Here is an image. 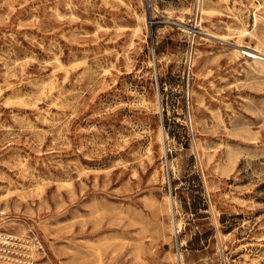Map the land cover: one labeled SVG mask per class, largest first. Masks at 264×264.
Returning a JSON list of instances; mask_svg holds the SVG:
<instances>
[{
  "label": "rangeland",
  "instance_id": "obj_1",
  "mask_svg": "<svg viewBox=\"0 0 264 264\" xmlns=\"http://www.w3.org/2000/svg\"><path fill=\"white\" fill-rule=\"evenodd\" d=\"M245 48L264 0H0V264H263Z\"/></svg>",
  "mask_w": 264,
  "mask_h": 264
},
{
  "label": "bare ground",
  "instance_id": "obj_2",
  "mask_svg": "<svg viewBox=\"0 0 264 264\" xmlns=\"http://www.w3.org/2000/svg\"><path fill=\"white\" fill-rule=\"evenodd\" d=\"M244 52L250 56H253V57H264V55L262 53L258 52L256 49L245 48ZM179 225H180V223H179ZM263 238H264V236H262L260 239H263ZM262 259H263V257H262ZM259 260L260 259L257 257H251L250 256V257H246L244 260H242L241 264H257V263H260Z\"/></svg>",
  "mask_w": 264,
  "mask_h": 264
},
{
  "label": "built area",
  "instance_id": "obj_3",
  "mask_svg": "<svg viewBox=\"0 0 264 264\" xmlns=\"http://www.w3.org/2000/svg\"><path fill=\"white\" fill-rule=\"evenodd\" d=\"M224 264H232V263H231V262H229V261H228V263H227V262L225 261V263H224Z\"/></svg>",
  "mask_w": 264,
  "mask_h": 264
}]
</instances>
